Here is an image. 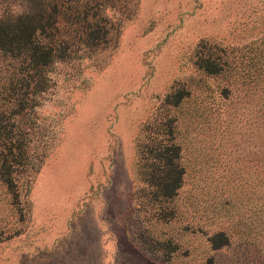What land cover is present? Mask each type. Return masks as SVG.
<instances>
[{"label": "rangeland", "instance_id": "obj_1", "mask_svg": "<svg viewBox=\"0 0 264 264\" xmlns=\"http://www.w3.org/2000/svg\"><path fill=\"white\" fill-rule=\"evenodd\" d=\"M92 1L116 30L56 63L23 123L33 166L0 179V264H264V0ZM170 123L185 175L162 219L137 154ZM219 229L229 244L213 250Z\"/></svg>", "mask_w": 264, "mask_h": 264}, {"label": "trees", "instance_id": "obj_2", "mask_svg": "<svg viewBox=\"0 0 264 264\" xmlns=\"http://www.w3.org/2000/svg\"><path fill=\"white\" fill-rule=\"evenodd\" d=\"M99 11L92 0H0V179L7 186L12 185L14 167L33 166L26 141L29 130L23 123L50 88L54 65L89 57L112 39L110 33L116 28L105 25ZM195 64L207 74L228 68L226 60L198 58ZM257 68L256 88L264 92V61ZM229 92L222 87L220 94ZM184 94L187 91L179 88L165 100L176 105ZM10 118L19 119L18 123L9 122ZM162 125L167 138L140 144L137 175L141 194L159 204L162 219H169L174 208L166 209L167 202L177 196L185 168L174 124ZM207 240L213 250L229 244V236L221 229ZM174 250L175 246L169 251ZM201 264L215 263L209 256Z\"/></svg>", "mask_w": 264, "mask_h": 264}]
</instances>
